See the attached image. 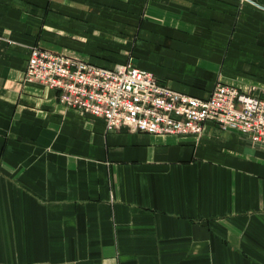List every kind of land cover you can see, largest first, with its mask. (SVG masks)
<instances>
[{"label":"crops","instance_id":"obj_1","mask_svg":"<svg viewBox=\"0 0 264 264\" xmlns=\"http://www.w3.org/2000/svg\"><path fill=\"white\" fill-rule=\"evenodd\" d=\"M0 36V264H264L248 135L107 131L25 75L39 47L261 96L264 0H0Z\"/></svg>","mask_w":264,"mask_h":264},{"label":"built area","instance_id":"obj_2","mask_svg":"<svg viewBox=\"0 0 264 264\" xmlns=\"http://www.w3.org/2000/svg\"><path fill=\"white\" fill-rule=\"evenodd\" d=\"M4 40L0 36V46ZM25 75L57 90L66 108L102 119L107 131L201 136L210 122L264 148V91L254 96L217 84L209 97L200 98L174 90L131 60L104 67L39 47L31 49Z\"/></svg>","mask_w":264,"mask_h":264},{"label":"rangeland","instance_id":"obj_3","mask_svg":"<svg viewBox=\"0 0 264 264\" xmlns=\"http://www.w3.org/2000/svg\"><path fill=\"white\" fill-rule=\"evenodd\" d=\"M215 88V87H214Z\"/></svg>","mask_w":264,"mask_h":264}]
</instances>
